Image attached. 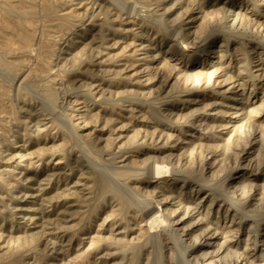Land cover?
I'll return each mask as SVG.
<instances>
[{
	"label": "rangeland",
	"instance_id": "obj_1",
	"mask_svg": "<svg viewBox=\"0 0 264 264\" xmlns=\"http://www.w3.org/2000/svg\"><path fill=\"white\" fill-rule=\"evenodd\" d=\"M12 1L0 264H264V0Z\"/></svg>",
	"mask_w": 264,
	"mask_h": 264
},
{
	"label": "bare ground",
	"instance_id": "obj_2",
	"mask_svg": "<svg viewBox=\"0 0 264 264\" xmlns=\"http://www.w3.org/2000/svg\"><path fill=\"white\" fill-rule=\"evenodd\" d=\"M38 2V1H37ZM51 1H49V0H44V3H43V5H42V7H41V10H42V12L43 13H45V15H46V17L48 18V20L47 21H49V23L51 24V25H53V23H55L57 20H62V21H64V20H66V19H68L69 17H62V18H59L60 16H58V15H56L57 13L55 12V9H53V7H52V5H51V3H50ZM120 6V5H119ZM151 6V5H150ZM54 8H55V5H54ZM125 9V8H124ZM7 10V13H6V16H5V18H4V22H3V26L4 27H6V28H9L10 27V29H12V30H16L20 35L18 36V37H20L22 40L21 41H24L25 43H27V42H29L30 40H31V38H32V32H31V30L32 29H30V25L28 26V22L26 23L25 22V18H35V17H37V14H38V8H37V6H36V4H35V0H14V1H12V3H10V6H9V8L8 9H6ZM40 10V9H39ZM122 10V9H121ZM143 10V9H142ZM125 11V10H124ZM145 11V10H144ZM44 15V16H45ZM68 15V14H67ZM38 16H39V14H38ZM43 16V17H44ZM76 16V15H75ZM74 16V17H75ZM38 18V17H37ZM78 18V17H77ZM235 18V17H234ZM60 24V23H59ZM14 28V29H13ZM46 30V29H45ZM7 31V30H6ZM15 32V31H14ZM16 32V33H17ZM13 34V33H12ZM14 37V36H13ZM12 37V38H13ZM11 38V37H10ZM11 38V39H12ZM6 40V39H5ZM10 39H8L7 41H9ZM13 40H18L17 38L16 39H13ZM12 40V41H13ZM178 42V41H177ZM15 43H17V42H15ZM14 43V44H15ZM5 44V43H4ZM3 44V45H4ZM12 45H13V42L11 43ZM2 45V44H1ZM20 45V42H19V44H18V46ZM1 47V46H0ZM15 47V46H14ZM22 47V46H21ZM42 47V46H41ZM4 48V49H3ZM1 49H3V50H1ZM16 49V48H15ZM14 49V50H15ZM18 49V48H17ZM41 49V48H40ZM23 50V49H22ZM21 50V51H22ZM28 50V49H27ZM13 51V49H12V47H11V45H10V43H6L5 44V46L4 47H1L0 48V65H1V68H3L4 69V67H5V69L7 68H9L10 70H12L11 68H13L12 67V65H13V63H12V61H10L9 59H8V54H10L11 52ZM17 51V50H16ZM15 51V52H16ZM21 51H20V53H21ZM14 52V53H15ZM22 52H24V51H22ZM28 52V51H27ZM26 52V53H27ZM44 52V51H43ZM18 53V52H17ZM16 53V54H17ZM20 53H19V55H20ZM13 54V53H12ZM18 55V54H17ZM24 55V54H23ZM26 55V54H25ZM44 56V55H43ZM18 65V64H17ZM3 66V67H2ZM40 67V66H39ZM4 69V70H5ZM6 71V70H5ZM13 71V70H12ZM19 71V70H18ZM43 71V70H42ZM14 72H15V70H14ZM48 73V72H47ZM46 73V74H47ZM50 75V74H49ZM34 76H36V75H34ZM46 76V75H45ZM43 77V76H42ZM35 78V77H34ZM34 78H33V80H34ZM38 78V77H37ZM31 79V78H30ZM44 79V78H43ZM2 80V79H1ZM32 80V81H33ZM42 80V79H41ZM1 82V81H0ZM3 82V81H2ZM36 82V81H35ZM41 82V81H40ZM7 83V82H6ZM23 83V82H22ZM41 83H43V82H41ZM39 85V84H38ZM41 86V85H40ZM44 87V86H43ZM48 90V89H47ZM46 90V91H47ZM45 92V91H44ZM48 93H49V90L47 91ZM49 97L51 96V98H54V95L53 94H50V95H48ZM1 98V97H0ZM50 98V99H51ZM57 98V97H56ZM54 100V99H53ZM52 101V100H51ZM54 102V101H53ZM45 117V116H44ZM62 124V123H61ZM64 126V125H63ZM67 129H68V127H67ZM70 129V128H69ZM68 129V130H69ZM73 134H75L74 132H73ZM87 145H88V143H87ZM85 149V148H84ZM92 149V148H91ZM1 151V150H0ZM97 151V150H96ZM97 153V152H96ZM115 169V168H114ZM155 169L156 168H153V170H150L151 172H154L153 174H156V171H155ZM161 172V171H160ZM161 173H163V172H161ZM160 174V173H159ZM118 175L119 176H121V177H123V176H128L129 174H128V172H126L125 170L124 171H121V172H119L118 173ZM99 179H101V177L99 178ZM198 181V180H197ZM106 182V181H105ZM103 185H104V183H102ZM108 188H107V190L109 189V191H112V192H114V193H116V194H119V193H121V192H119V190L116 188V187H114V186H112L111 185V182H110V185L108 184H105ZM104 185V186H105ZM105 186V187H106ZM120 188V187H119ZM221 188V187H220ZM101 189V188H100ZM121 189V188H120ZM219 190V189H218ZM128 196V195H127ZM121 199L120 200H122V203H124V204H128L129 203V201L127 200V198H125L124 196H122L121 195V197H120ZM129 199V198H128ZM131 199V198H130ZM129 199V200H130ZM158 210H156L155 209V211H153L152 212V216H151V218L149 219V217L147 218V220L146 221H148V219H149V225H150V228H154V227H156L158 224H160V220L157 218V217H161L162 218V215H160V213L159 212H157ZM123 213H124V211H123ZM136 214V213H135ZM138 214V213H137ZM137 216V215H136ZM165 218V217H164ZM148 223V222H147ZM170 227H172V226H170ZM176 230V229H175ZM152 237V236H151ZM180 237V236H179ZM179 237H177V238H179ZM149 242V241H148ZM147 243V242H146ZM161 244V243H160ZM157 245V244H156ZM128 246V245H127ZM161 246V245H160ZM137 247V246H136ZM155 248V247H154ZM137 249V248H136ZM162 249V248H161ZM160 255H161V253H160ZM161 259V258H160ZM9 264V263H8Z\"/></svg>",
	"mask_w": 264,
	"mask_h": 264
}]
</instances>
